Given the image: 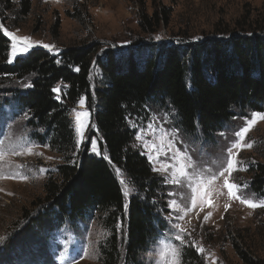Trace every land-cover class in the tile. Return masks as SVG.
<instances>
[{"label": "trees", "instance_id": "16d2710c", "mask_svg": "<svg viewBox=\"0 0 264 264\" xmlns=\"http://www.w3.org/2000/svg\"><path fill=\"white\" fill-rule=\"evenodd\" d=\"M32 1L0 0V92H10L3 88L8 85L16 88L20 109L32 118L29 127L34 139L49 144L63 156L64 163L49 173L43 197L22 216L28 225L14 226L15 233L9 236L7 247H2L0 264L10 261L12 250L22 246L34 252L27 264H52L50 238L67 221L84 222L97 214L113 234L103 251V264H137L149 241L165 230L159 210L166 204L159 203L164 199L159 194L162 179L133 146L136 132L131 122L147 117L151 108H170L184 133L200 132L211 141L240 114L264 111V34L236 37L228 44L214 40L190 50L188 45H151L154 55L140 63L135 59L136 50L119 59L113 51L97 56V47L70 48L58 56L35 49L9 63L11 40L3 35V28L12 31L7 22L25 20ZM163 11L165 21L157 11L139 13L145 34L167 23L169 14ZM94 60L105 82L93 91L90 74ZM82 98L92 110V137L98 138L100 156L91 153L88 144L79 150L76 145L70 116ZM113 166L134 187L128 202ZM252 174L253 190L264 194V165L255 166ZM119 219L127 227L122 243L125 256L117 241ZM238 253L246 264H259L245 252ZM186 254L188 264H201L193 249L187 248Z\"/></svg>", "mask_w": 264, "mask_h": 264}, {"label": "rangeland", "instance_id": "374dc122", "mask_svg": "<svg viewBox=\"0 0 264 264\" xmlns=\"http://www.w3.org/2000/svg\"><path fill=\"white\" fill-rule=\"evenodd\" d=\"M163 10H167L169 14L167 23L153 28L154 33L145 34L140 28L139 13L152 15L157 11L165 21ZM7 23L12 28L10 32L16 37H27L33 44L27 53L18 54L14 58L10 51L11 61L27 57L35 49L58 56L70 48L97 47V56L100 57L102 52L113 51L118 54L119 59L125 57L128 51L136 50L135 59L140 63L154 55L155 49H150L151 45L163 47L173 44L176 47L188 45L190 50L196 44L207 46L214 40H222L228 44L236 37L251 38L263 35L264 0H33L31 13L25 20L19 22L13 19ZM4 29L6 28L4 27L3 31ZM136 43L138 45H135ZM43 45L55 47L49 50ZM94 61L90 74L93 91L105 82L101 68L96 65V60ZM23 87L25 85L20 86V90ZM3 88L10 92H0V144L7 143L9 138L21 143L26 139L31 142L32 154L10 155L5 160H0V254L3 253L2 247H7L9 236L15 233L12 231L14 226L24 228L28 225L22 221V216L30 212L33 205L43 197L44 184L49 173H54L56 168L64 163L63 156L49 144L43 145L34 139L33 129L29 127L32 118L28 113L25 116L26 112L20 109L16 99V88L11 85ZM82 99L84 107H80L79 101L71 109L70 119L74 129L73 110L89 111L90 122L84 135L92 139V134H95L92 110L87 105V99ZM250 114L237 116L220 132L224 133L223 136L219 133L211 141H206L200 132L197 135H189L181 130L180 137L186 143L194 145L196 149L192 153L194 159L201 157V152L204 159L215 157L234 139L233 130L242 126L243 118ZM176 115L170 108L168 110L151 108L147 117L132 121L130 126L137 132L145 125L155 122L156 127L171 129L178 127ZM133 123L137 127H133ZM170 138L161 141L145 133L143 139L137 140L135 135L133 146L147 158L152 169L161 168L162 163L169 162L168 157L171 156L170 152L166 155L161 146ZM89 139L81 143L77 147L78 150L88 144ZM94 139L97 144L98 138ZM152 143H156L160 149L158 154L152 149ZM243 143H250L252 146L243 147L238 151L236 155L238 168L232 171L231 176L225 173V177L218 178L209 186L212 189L210 205L197 199L196 207L191 208L186 195L187 190L165 182L170 179L171 169L169 172L153 170L163 181L161 183L163 190L159 194L164 199L159 203L166 204V207L162 206L159 210L165 220V230L161 233L169 235L179 233L184 237L185 243L180 246L184 253L181 264H188L187 248L196 252L201 264H246L239 251L245 252L253 261L264 264V207L251 208L236 198L241 196L253 203L264 204V194L256 193L252 186L253 168L264 165V120H258L250 128ZM176 147L181 145L177 144ZM91 153L98 155L93 151ZM21 175L28 178L21 179ZM5 176L10 178H3ZM225 178L229 183L241 187L233 189L232 194H229V189L224 185ZM132 194L135 192L132 191L125 201L128 202ZM173 199L177 200L181 208L187 209L186 215L168 207ZM162 209H166L167 212ZM178 216L183 218L177 219ZM176 224L180 228H175ZM117 227L119 251L123 255L126 254L122 243L127 227L121 219L118 220ZM180 229L184 231L180 232ZM112 235V230L107 228L100 214L75 224L67 221L49 241L47 240L51 262L71 264V261L75 260L76 264H103V251ZM154 239L149 241L140 253L137 264H152ZM175 243L180 245L179 241ZM200 248L204 251L199 252ZM15 249L12 250L11 260L4 264H23L31 256L30 253L34 254L29 247ZM41 262L35 263L42 264Z\"/></svg>", "mask_w": 264, "mask_h": 264}, {"label": "snow or ice", "instance_id": "6c2138e0", "mask_svg": "<svg viewBox=\"0 0 264 264\" xmlns=\"http://www.w3.org/2000/svg\"><path fill=\"white\" fill-rule=\"evenodd\" d=\"M0 27L3 26L0 25ZM3 35L9 37L11 40L10 50L13 58L18 54L27 53L28 50L33 47L32 42L27 37L18 38L7 29H4ZM157 39H159V37H157ZM43 46L49 50L55 47L54 45ZM8 62L11 63V59H9ZM76 70L79 71V69ZM79 103L80 107H84L83 99H81ZM73 111L75 112L74 132L76 134V145L78 147L86 139H89L85 137L84 133L90 122V113L87 110L81 112L74 109ZM26 115L27 113H25V116ZM243 119L244 124L233 130L232 134L234 139L228 144L223 152L218 156L210 157L208 159L203 158V152H201V157L194 159L192 153L195 152L196 149L193 144L186 143L180 137L181 129L178 127L167 129L162 126L156 127L155 122L149 123L136 132V139H143L145 133L151 135L153 138H158L161 141H164L167 137H171L170 139H167L166 144H162L161 146L166 155L169 152L171 153V156L168 157L169 162L162 163L161 168H154L153 170L169 172V169H171L170 179L165 182L186 189V195L188 196L190 206L191 208H195L197 199H201L210 205L211 201L209 197L212 189L209 186L218 178L225 177V173H227L228 176H231L232 171L238 168L236 155L241 148H250L252 146L250 143L244 144L243 141L250 128L255 125L258 120H264V111H254ZM92 126L95 127L94 123H92ZM133 127H137L135 123H133ZM220 135L223 136L224 133H220ZM177 144H180L181 147H176ZM145 146H148L147 142H145ZM86 147L89 151L96 152L98 155L100 154L94 138L89 139V143ZM151 147L157 152V154L159 153L160 149L157 147L156 143H152ZM234 150L236 151L234 152ZM25 153L28 155L32 154L31 142L26 139L21 143L12 141L9 138L7 143L0 144V160H5L10 155L21 156ZM105 158L107 159V157ZM109 162L111 163V161ZM8 163H11V161H8ZM113 167L117 176L120 177L119 183L122 186V194L127 198L130 193L134 191V187H130L129 183L125 181L123 178L124 173L120 168ZM40 171H43V169H40ZM3 178L10 177L5 176ZM20 178L27 179L28 177L21 175ZM224 185L229 189V194H232L233 189H239L241 187L240 185L229 183L227 178L224 179ZM183 198L184 197H181V199ZM236 198L240 199L241 203H244L251 208L264 207V204L253 203L250 199L242 198L241 196H236ZM168 207L183 212L185 215L187 214V209L181 208L175 199L169 202ZM124 209L125 211L127 210V204L124 205ZM182 218L183 216L177 217V219ZM207 218L208 217H205V219ZM174 227L180 228L178 224L174 225ZM183 231V229H180V232ZM176 241H179L180 245H177L175 243ZM152 243L154 245V248L152 249L154 252L152 264H181L184 253L180 246L185 243L182 235L179 233L172 235H169L168 233H160ZM203 251V248L199 249V252ZM63 259L64 257L62 256L61 260ZM71 264H76V261L72 260Z\"/></svg>", "mask_w": 264, "mask_h": 264}, {"label": "water", "instance_id": "95a60500", "mask_svg": "<svg viewBox=\"0 0 264 264\" xmlns=\"http://www.w3.org/2000/svg\"><path fill=\"white\" fill-rule=\"evenodd\" d=\"M55 92H56V93H59V91H58V90H56Z\"/></svg>", "mask_w": 264, "mask_h": 264}]
</instances>
